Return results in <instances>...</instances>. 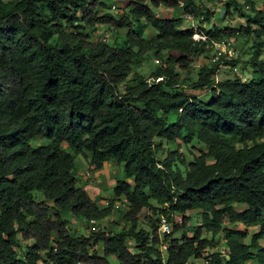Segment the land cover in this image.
<instances>
[{"label": "trees", "instance_id": "obj_1", "mask_svg": "<svg viewBox=\"0 0 264 264\" xmlns=\"http://www.w3.org/2000/svg\"><path fill=\"white\" fill-rule=\"evenodd\" d=\"M178 1L127 0L111 12L104 0H0V264H111L108 256L112 264H264V11L228 0L226 12L244 24L216 27L212 11L181 0L182 13L208 23L194 40L182 16L152 11L177 10ZM99 25L123 29V41L91 40L87 28ZM246 35L254 77L214 81L237 62L221 57L191 83L206 99L181 87L175 68L187 72L212 43ZM162 51L177 55L166 54L151 82L132 73L145 54ZM192 139L202 147L189 160L161 143ZM77 155L88 171L108 159L121 165L106 205L76 182ZM118 201L125 225L116 232L77 234L68 225L70 217L101 220ZM142 209L146 228L138 227ZM188 211L199 216L191 226ZM161 216L168 233L158 231Z\"/></svg>", "mask_w": 264, "mask_h": 264}, {"label": "rangeland", "instance_id": "obj_2", "mask_svg": "<svg viewBox=\"0 0 264 264\" xmlns=\"http://www.w3.org/2000/svg\"><path fill=\"white\" fill-rule=\"evenodd\" d=\"M108 5H114L115 9H111V12H121L123 9H125V4L127 0H104ZM150 0H146L148 2ZM248 1H251L254 6L258 9H263L262 3L264 0H237V3L240 4L241 10L243 12L248 13ZM194 2L198 5H201L205 7L206 9L212 11V18L209 22L210 24L215 25L216 27L221 26H229V27H239L244 24V18L239 16L236 11L229 8L228 12L225 10V4L228 2V0H194ZM152 11L154 14H157L159 17H178L179 12L175 9L169 8L167 6H164L162 4L158 5L157 7L152 8ZM208 23L199 22L197 20V25H201L202 27H208ZM184 25V22H183ZM87 32H89L90 39L93 41L101 40L103 37H105V43L107 44H120L123 41V37L125 35V31L123 29H120L119 31L112 30L106 25H99L94 31H91L87 28ZM151 31L149 28H146V35H149ZM220 41H228L230 42V49L233 51V59H237V62L233 67H220L215 75L214 81L223 80L226 78H233L237 77L241 80H248L255 76V74L252 71V68L250 67V64L248 63L250 58L252 57V47L251 42L252 39L250 36H236L235 38L231 39H222ZM216 44H213L211 46L207 47L206 55H200L196 58V60L191 64L190 69L187 72L181 71L179 69L175 70L178 72L179 75V84H181V87L190 94L197 95L198 97L202 99L207 98L208 91L205 89H192L190 88L191 83H193L197 78V72L199 68L202 65L208 64L209 57L211 56ZM166 54H174L177 55V52L175 51H162L159 53V55L155 56L151 52L148 54H145L142 58H140L137 62L133 65L132 73L135 71L141 75H143L148 82H151L153 78L150 76L154 70L159 67L163 66L164 59ZM207 57V58H206ZM260 59H264V51L261 52ZM234 68V69H233ZM132 73H130L124 82L117 84V88L119 90H122L123 85L131 79ZM156 82V81H155ZM156 142L160 141L159 139L155 140ZM44 142V139H33L30 143L32 146H38ZM162 146L164 150H174L177 149L178 152L182 153L184 158L186 160H189L193 154H197L198 150L201 149L202 145L195 139H192V141L187 145L183 146L182 144H178V147L175 146V144H167L163 141H161ZM74 168L73 173L76 176V179L79 180V185L85 184V189L87 190V184L86 180H81L80 174L85 168L87 170V166L83 160V158L79 155L75 156L74 159ZM115 164V162L112 163V166ZM179 169L183 171V167L178 165ZM119 168V175L117 178H122V170L121 165L118 166ZM90 176L86 179H89L90 182L93 181V179H96V173H93L92 170H89ZM112 181L110 184H108L106 187L101 188L99 192V197L104 201H107V199L112 197ZM101 202L99 204L103 205L104 203ZM125 209L124 204H122L120 201L116 203V208H113L111 213L106 216L105 218L101 220H97L91 223H85L82 222L81 219L78 218H69L68 225L72 227L77 234H84L86 235L91 230L94 231V229H104L109 232H116L120 229L121 226H124V220L121 218V214L123 210ZM186 215L190 216V220L187 222V225L191 226L192 224L198 222L199 216L196 213V211H188L185 213ZM149 211L147 209H142L141 212L138 215L137 221H138V227L146 228V216H149ZM68 218V215L65 216ZM174 219L176 221H180L179 216H174ZM93 228V229H92ZM95 229V230H96ZM250 233H252L254 230L250 229ZM174 235H177L175 233ZM261 242L263 241V237L260 238ZM127 246L133 250V245L131 241H127ZM221 247V246H220ZM161 249L164 248V246H160ZM94 251H96L97 255H101V249L100 246H94ZM107 259L112 264L114 263L115 259L113 256H108ZM190 264H202V261L200 259L192 260ZM249 264V263H246Z\"/></svg>", "mask_w": 264, "mask_h": 264}, {"label": "built area", "instance_id": "obj_3", "mask_svg": "<svg viewBox=\"0 0 264 264\" xmlns=\"http://www.w3.org/2000/svg\"><path fill=\"white\" fill-rule=\"evenodd\" d=\"M182 7H183V3H182L181 0H179L177 2V11L180 13L179 15L183 17L184 26L192 27V29H194V33L192 34V38L194 40H199V39L203 40L205 37L197 32V30H198L197 20L193 19L190 14L182 13L181 12ZM109 8L113 10V9H115V6L111 5V6H109ZM155 15L157 16V14H155ZM201 18H202V16L199 17V19H201ZM101 41L105 42V37H103L101 39ZM213 44H216V46H215L211 56L209 57V61L211 63H215L221 57H233V51L230 49V42H228V41H220V42L213 43ZM159 79L160 78H156L155 81H157ZM103 203H104L103 205H106L107 201H104ZM115 208H116V204H115ZM170 230H171L170 222L167 221L162 216L159 217V220H158V231H159V233L160 234L168 233ZM75 264H82V263L81 262H76Z\"/></svg>", "mask_w": 264, "mask_h": 264}, {"label": "crops", "instance_id": "obj_4", "mask_svg": "<svg viewBox=\"0 0 264 264\" xmlns=\"http://www.w3.org/2000/svg\"><path fill=\"white\" fill-rule=\"evenodd\" d=\"M113 162L114 161L112 159H108L103 163L102 167L99 170L93 171V173H96L95 176L96 179H93L92 182H90L89 179H86L87 177L90 176V172L86 170V168L80 174H78L80 175L81 180H86V184H87L86 192L89 198L97 205H101L99 203L103 202V200L99 197L100 195L99 192L101 188L106 187L108 184H110L111 181L114 184L116 180L124 178L123 173H122V178H117L119 175V168H118L119 165L115 163L112 166ZM76 182L79 183V180L76 179ZM83 186L85 187V184ZM251 229L254 230L255 228H251ZM260 243L263 242L260 241Z\"/></svg>", "mask_w": 264, "mask_h": 264}, {"label": "clouds", "instance_id": "obj_5", "mask_svg": "<svg viewBox=\"0 0 264 264\" xmlns=\"http://www.w3.org/2000/svg\"><path fill=\"white\" fill-rule=\"evenodd\" d=\"M110 6V5H109Z\"/></svg>", "mask_w": 264, "mask_h": 264}]
</instances>
